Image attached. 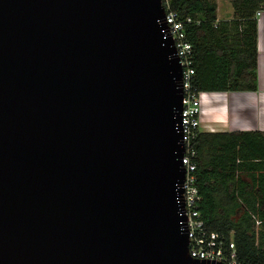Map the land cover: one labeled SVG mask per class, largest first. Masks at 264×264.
<instances>
[{
    "label": "water",
    "instance_id": "water-1",
    "mask_svg": "<svg viewBox=\"0 0 264 264\" xmlns=\"http://www.w3.org/2000/svg\"><path fill=\"white\" fill-rule=\"evenodd\" d=\"M162 0H0V264H226L179 221L182 67Z\"/></svg>",
    "mask_w": 264,
    "mask_h": 264
},
{
    "label": "trees",
    "instance_id": "trees-1",
    "mask_svg": "<svg viewBox=\"0 0 264 264\" xmlns=\"http://www.w3.org/2000/svg\"><path fill=\"white\" fill-rule=\"evenodd\" d=\"M192 44V88L257 89V21L264 0H230L232 17L217 18V0H167ZM195 150L199 210L207 228L233 241L235 257L264 264V132L198 131Z\"/></svg>",
    "mask_w": 264,
    "mask_h": 264
},
{
    "label": "built area",
    "instance_id": "built-area-1",
    "mask_svg": "<svg viewBox=\"0 0 264 264\" xmlns=\"http://www.w3.org/2000/svg\"><path fill=\"white\" fill-rule=\"evenodd\" d=\"M164 7V20L160 22L164 38H171L175 54L182 67V107L180 110L179 127L182 132L183 153L181 164L184 167V178L176 189L179 223L186 230L188 238V253L195 259L210 262L218 261L226 264H254L242 262L235 257L233 241L226 242L225 236L217 231L207 228L199 210L201 195L196 183L195 163L193 158L195 150L192 141L201 130L200 126V96L203 92H196L192 88L194 68L192 67V44L186 38L184 24L191 21L190 17L181 18L179 14L170 9L167 0H162ZM261 14L257 10L255 17Z\"/></svg>",
    "mask_w": 264,
    "mask_h": 264
},
{
    "label": "crops",
    "instance_id": "crops-1",
    "mask_svg": "<svg viewBox=\"0 0 264 264\" xmlns=\"http://www.w3.org/2000/svg\"><path fill=\"white\" fill-rule=\"evenodd\" d=\"M256 21L257 89L203 92L199 115L203 131L264 132V6Z\"/></svg>",
    "mask_w": 264,
    "mask_h": 264
},
{
    "label": "rangeland",
    "instance_id": "rangeland-1",
    "mask_svg": "<svg viewBox=\"0 0 264 264\" xmlns=\"http://www.w3.org/2000/svg\"><path fill=\"white\" fill-rule=\"evenodd\" d=\"M233 9L230 0H217V18L220 20L232 17Z\"/></svg>",
    "mask_w": 264,
    "mask_h": 264
}]
</instances>
